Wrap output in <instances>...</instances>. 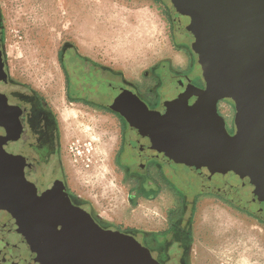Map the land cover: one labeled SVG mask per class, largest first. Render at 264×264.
I'll use <instances>...</instances> for the list:
<instances>
[{
  "label": "flooded vegetation",
  "instance_id": "flooded-vegetation-1",
  "mask_svg": "<svg viewBox=\"0 0 264 264\" xmlns=\"http://www.w3.org/2000/svg\"><path fill=\"white\" fill-rule=\"evenodd\" d=\"M168 1L174 57L138 76L86 60L90 64L74 80L77 102L108 109L119 124L115 162L121 182L128 186V202L137 206L142 200L161 201L163 189L169 191L173 205L166 207V224L158 229L122 226L74 189L57 115L41 95L11 76L0 37V264H65L79 227L94 241L101 232L135 240L158 264H193L194 207L203 195L260 219L235 203L234 183L222 172L225 166L219 160L201 159L204 156L187 145L177 126L171 131L172 126L159 125L146 114L157 112L163 118L168 105H192L205 88L192 47L203 29L174 13ZM80 81L84 84L78 87ZM220 101L217 111L233 135L234 121L222 115ZM157 116L152 117L160 119ZM187 188L192 194L186 193ZM114 260L133 264L129 256Z\"/></svg>",
  "mask_w": 264,
  "mask_h": 264
},
{
  "label": "rangeland",
  "instance_id": "rangeland-1",
  "mask_svg": "<svg viewBox=\"0 0 264 264\" xmlns=\"http://www.w3.org/2000/svg\"><path fill=\"white\" fill-rule=\"evenodd\" d=\"M86 1L91 3L85 5ZM100 4L114 6V11H119L134 27L137 16L141 17L134 42L114 52L107 39L85 38L76 32L85 16L102 12ZM168 5V0H0V37L11 76L41 95L57 115L62 149L74 189L93 203L101 214L122 226L163 227L166 207L173 205L171 195L164 188L161 201L142 200L137 206L128 202V186L121 182L120 169L115 162L119 124L108 109L77 102L75 77L69 79L66 89L59 54L63 55L67 78L74 70L82 72L91 61L122 70L127 76H138L151 65L176 54L171 43ZM77 51L90 63L78 58ZM55 71L61 79L62 93L59 96L54 88ZM76 84L80 87L84 83ZM57 101L60 103L58 107ZM60 107L75 114L64 123L66 126L59 117L57 108ZM219 109L228 121L233 119V101H220ZM186 193L192 194L190 188ZM194 208L193 264H242L237 239L246 227L259 231L261 235V241H256L254 254H257V246L264 251V216L259 219L228 206L217 197L205 195L198 198ZM225 216L241 225V229L233 226L234 223L232 231L223 233L224 229H217ZM227 238L234 242L233 251L223 248ZM252 261L264 264L261 258L254 257Z\"/></svg>",
  "mask_w": 264,
  "mask_h": 264
},
{
  "label": "water",
  "instance_id": "water-1",
  "mask_svg": "<svg viewBox=\"0 0 264 264\" xmlns=\"http://www.w3.org/2000/svg\"><path fill=\"white\" fill-rule=\"evenodd\" d=\"M170 3L174 13L203 29L192 47L205 88L192 105H168L163 118L157 112L146 114L159 125L172 126L171 131L177 126L186 135L187 145L204 156L201 159L210 156L219 160L225 166L223 170L220 164L219 169L234 183L235 203L263 217L264 0ZM2 72L0 58V77ZM223 99L234 103L233 135L228 134L224 118L217 111V103ZM79 228L64 256L65 264H116L115 256H129L133 264H158L148 249L135 240H121L101 232L94 241Z\"/></svg>",
  "mask_w": 264,
  "mask_h": 264
},
{
  "label": "bare ground",
  "instance_id": "bare-ground-1",
  "mask_svg": "<svg viewBox=\"0 0 264 264\" xmlns=\"http://www.w3.org/2000/svg\"><path fill=\"white\" fill-rule=\"evenodd\" d=\"M90 2V1H89ZM89 2L86 1V4H90ZM101 7V13L93 14L88 17L83 18V24H81L80 28L76 29V32L80 33L82 37L85 38H97V40H102V39H107V44L110 45L112 51L117 52V50L123 49L124 46L127 44H130L135 41L136 34L138 33V28H140L138 20L141 18L139 16L137 19V23L135 24L136 26L134 27L130 23L127 18L122 17L119 11H114V6L112 5H104L100 4ZM140 15H142L140 13ZM146 17V16H145ZM143 18V17H142ZM146 19V18H145ZM144 19V23H147V21ZM143 22V21H142ZM82 23V22H81ZM143 24V23H142ZM150 25V24H149ZM51 68H53L52 65H50ZM51 71V69H50ZM48 74V73H47ZM54 88L56 92L59 94L62 93L61 91V79L58 76V74L54 73ZM60 101V100H59ZM58 101L56 102L57 107H58ZM60 104V103H59ZM59 112V117L62 120L63 124L70 118L74 117L75 114L72 112V110H69L67 108H57ZM64 126H66L64 124ZM109 145V144H108ZM234 223V225H233ZM233 226H238V228L241 229V225L237 224L236 222L231 219V217L225 216L223 221H220V224L218 225L217 229H224L223 233H225V230H231ZM232 231V230H231ZM241 236L238 237L237 243H238V249H240V261L242 264H256L252 261L254 257L256 258H261V260H264V251L258 249L257 246V254H254V249L256 248L255 245L256 241L260 242L261 241V235L259 231L251 228V227H246L242 232ZM226 238V237H225ZM223 248L225 250H234V242L231 241V239L227 238V241H225ZM255 247V248H254ZM256 251V250H255Z\"/></svg>",
  "mask_w": 264,
  "mask_h": 264
},
{
  "label": "trees",
  "instance_id": "trees-1",
  "mask_svg": "<svg viewBox=\"0 0 264 264\" xmlns=\"http://www.w3.org/2000/svg\"><path fill=\"white\" fill-rule=\"evenodd\" d=\"M77 57L80 58L81 60H84V61L88 60V59L85 58V56H82V55H80V54H78ZM62 61H63V55H62L61 52H60V54H59V62H60V64H61V68H62V70L64 71L65 81H66V89H67V87H68V83H69V79L67 78V73H66V71H65V69H64V66H63V64H62ZM88 61H89V60H88ZM86 62H87V61H86ZM87 63H88V62H87ZM66 96H67V98L70 99V97L68 96V92H66Z\"/></svg>",
  "mask_w": 264,
  "mask_h": 264
},
{
  "label": "crops",
  "instance_id": "crops-1",
  "mask_svg": "<svg viewBox=\"0 0 264 264\" xmlns=\"http://www.w3.org/2000/svg\"><path fill=\"white\" fill-rule=\"evenodd\" d=\"M78 54L84 56V55H83L82 53H80L79 51H77V55H78ZM68 73H69V72H68ZM80 73H81V72H78V71H77V73H76V71L74 70V72H73L72 74H70V78H68V79H71V77L74 76V77H75L74 80H75V79H77V77H79Z\"/></svg>",
  "mask_w": 264,
  "mask_h": 264
}]
</instances>
